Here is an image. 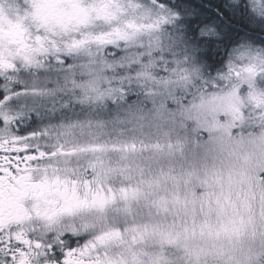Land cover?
I'll return each instance as SVG.
<instances>
[{"label": "snow or ice", "instance_id": "obj_1", "mask_svg": "<svg viewBox=\"0 0 264 264\" xmlns=\"http://www.w3.org/2000/svg\"><path fill=\"white\" fill-rule=\"evenodd\" d=\"M149 233L264 264V0H0V264H137Z\"/></svg>", "mask_w": 264, "mask_h": 264}, {"label": "rangeland", "instance_id": "obj_2", "mask_svg": "<svg viewBox=\"0 0 264 264\" xmlns=\"http://www.w3.org/2000/svg\"><path fill=\"white\" fill-rule=\"evenodd\" d=\"M163 183H161L162 185ZM154 191L157 193L158 192V188H154ZM149 200H151V197H149ZM142 204H145V203H148L147 201H141ZM150 208H155L154 206L152 205H149ZM151 215H148L146 214L144 219L146 221H148L149 223L151 224H160V225H163L165 224L167 221H166V218L164 217L163 214H161L160 216H157L155 215V210L151 209ZM139 217L137 218V220L139 221ZM125 239L127 240V245H131L132 243H135V242H145L146 240H152L155 244H154V247L155 249H153V251L157 252V254L154 256L155 257V260L157 258H159L160 260V264H163V255L161 254L159 248L157 247L158 245H160L162 243V238L159 234H146L143 239H137L135 242L132 241L128 236L125 237ZM173 246H179V247H184L185 244H180V245H173ZM186 246L189 250H192V251H200V250H203V251H218L219 249L221 248H226L227 247V243H224V244H220L218 241H213V240H209V239H206V238H201L198 234L195 235V236H192L190 237L187 241H186ZM129 248H133L134 251L133 253L128 257V259H133V254L136 256L137 258V264H151V263H148V262H142V252L141 251H136V248L135 247H129ZM143 251L146 253V249H143ZM168 257V256H167ZM168 260L169 261H172L170 257H168ZM164 264H172V262H165Z\"/></svg>", "mask_w": 264, "mask_h": 264}, {"label": "flooded vegetation", "instance_id": "obj_3", "mask_svg": "<svg viewBox=\"0 0 264 264\" xmlns=\"http://www.w3.org/2000/svg\"><path fill=\"white\" fill-rule=\"evenodd\" d=\"M164 195V189L163 188H158V192H157V196H163ZM154 199V197H151ZM153 209L155 210V208H150V210ZM154 242L150 239V240H146L145 242H135V243H132L131 245H127V247H135L136 248V251H141L142 252V262H148V263H151L152 261H155V255L157 254V252L153 251V249H155L154 247ZM130 249V252L128 253V257L133 253L134 249L133 248H129ZM143 249H146V253L143 251ZM163 264L165 262H172V261H169L168 260V257L167 256H164L163 255ZM129 261L131 262V259H129Z\"/></svg>", "mask_w": 264, "mask_h": 264}, {"label": "trees", "instance_id": "obj_4", "mask_svg": "<svg viewBox=\"0 0 264 264\" xmlns=\"http://www.w3.org/2000/svg\"><path fill=\"white\" fill-rule=\"evenodd\" d=\"M156 188H163L164 189V185L162 184V185H160L159 187H156ZM154 197V199H158L159 198V196H153ZM153 198H151V200H152ZM220 244H224V243H227L226 241H223V240H220V241H218ZM215 243H216V241H215Z\"/></svg>", "mask_w": 264, "mask_h": 264}]
</instances>
